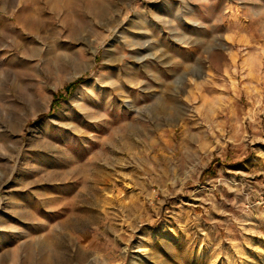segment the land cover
Returning <instances> with one entry per match:
<instances>
[{
    "label": "rangeland",
    "instance_id": "1",
    "mask_svg": "<svg viewBox=\"0 0 264 264\" xmlns=\"http://www.w3.org/2000/svg\"><path fill=\"white\" fill-rule=\"evenodd\" d=\"M3 1L0 264H264V0Z\"/></svg>",
    "mask_w": 264,
    "mask_h": 264
},
{
    "label": "crops",
    "instance_id": "2",
    "mask_svg": "<svg viewBox=\"0 0 264 264\" xmlns=\"http://www.w3.org/2000/svg\"><path fill=\"white\" fill-rule=\"evenodd\" d=\"M14 3V2H13ZM0 4L1 5H4V6H8L9 5V2L8 1H0Z\"/></svg>",
    "mask_w": 264,
    "mask_h": 264
},
{
    "label": "trees",
    "instance_id": "3",
    "mask_svg": "<svg viewBox=\"0 0 264 264\" xmlns=\"http://www.w3.org/2000/svg\"><path fill=\"white\" fill-rule=\"evenodd\" d=\"M66 88H68V86H66Z\"/></svg>",
    "mask_w": 264,
    "mask_h": 264
}]
</instances>
